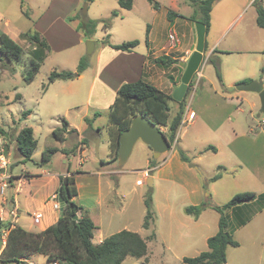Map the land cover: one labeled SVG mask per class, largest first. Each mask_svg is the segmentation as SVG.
I'll return each mask as SVG.
<instances>
[{
  "label": "crops",
  "instance_id": "1",
  "mask_svg": "<svg viewBox=\"0 0 264 264\" xmlns=\"http://www.w3.org/2000/svg\"><path fill=\"white\" fill-rule=\"evenodd\" d=\"M68 1L61 0V3ZM70 1L79 4L81 0ZM224 1L226 0L216 2L211 14V27L206 35L208 49L204 53V61L209 67L206 73H203L200 86L195 88L191 85L188 88L189 95L185 102L184 114L187 111L194 112L193 122L187 126L179 127L178 148L171 149L163 155L159 159L160 164L157 167H149V160L153 157L151 156L146 162L147 168L139 170L143 176L137 179L138 186H143L145 181L152 177L162 186L170 185L179 188L185 200V202L183 200L180 202L176 192L172 194L170 190L164 189L163 196L167 205L161 225H153L154 220L149 229H144L146 233H138L147 239L148 262L157 257V254L164 258L174 255L183 261L184 258H193L208 250V239L216 235L219 230L220 214L213 207L226 204L220 200L222 191L216 186L218 183H221L222 188L225 189L224 197L228 199L227 201L239 193L256 194L255 200L227 211L231 231L234 239L239 243L238 248H228L227 264H247V258L235 250H241L244 244H264V217L258 221L260 216H264V127L260 124V118L257 115L260 113V99L255 93L240 92L236 89L238 84L251 81H261L264 84V29L257 25V12L253 0H232L231 4H242L239 15L222 27H215L213 25L215 7ZM157 2L160 5L159 10L152 9L151 12L154 16L164 15L167 23L160 33H156L152 27H148L146 48L140 50L137 47L132 52H123L104 45L100 50L97 76L84 94L85 102L90 105L92 110L103 111L108 116L109 108L115 102L119 88L140 79L169 96L173 95L174 87L181 84L184 73L181 64L189 60L196 44L194 22L189 20L194 9L184 0H157ZM135 7L136 0H133L131 10H122L130 12ZM230 7L229 3L224 2L220 17L224 16ZM170 11L179 16L173 15L169 20L168 13ZM25 13L28 14V17ZM22 16L23 19L17 15L6 17L0 8V17H4V20L0 21V31L18 44L26 42L22 38L25 33L38 32L47 40L51 50L52 38L58 33L55 31L57 24L66 27L69 15L59 17L55 14L54 7H48L43 16L37 19L32 18L23 9ZM245 17L250 18L248 24L243 23ZM44 20L47 21L46 25L42 23ZM171 31L177 34L180 41L175 48L169 44L168 36ZM229 31L230 33L234 31V34L230 36ZM76 34L81 41L83 34L78 32ZM209 37H211L210 42L208 41ZM211 56L217 58L220 63L224 87L217 79L215 67L208 61ZM165 58L171 59L172 63L159 65L154 62L156 59ZM74 79L64 81L70 84L61 85V87L64 89L74 88L72 83ZM75 100L72 96H68L62 98L59 104L76 108L78 102ZM171 102L174 101L169 102L170 119L179 110L178 103L174 102L173 106ZM97 113H94V120L99 117H95ZM23 128L15 130L14 134L12 131L4 130L5 144L9 148L8 159L11 162V157L14 156L15 162H11L5 174L0 176V221L12 228L18 226L31 233H41L59 220L60 209L55 198L60 188L61 177L75 174L77 185L79 176L92 174V172L83 171L80 168H76L73 172L70 157L78 153L81 156L84 155L90 147V142L98 140L101 143L102 130L98 127L92 129L91 140L82 138L70 149H65L62 146L57 148L59 150L57 153L61 152L66 156L62 162L68 165L67 170L64 168L54 170L52 167L46 169L45 166H42L38 172L22 170L21 173H14L15 164L26 163L17 154L14 142ZM107 129L108 123L105 126L106 132ZM160 129L163 132L166 131V129ZM69 130H72L71 127ZM177 138L176 141H178ZM208 147H214L216 151H207ZM180 151L186 153L187 156L194 155V158L190 159L189 163L184 162L181 159ZM34 156L35 154H33ZM108 159L109 155L107 159L99 160L102 169L95 168L93 186L98 191L95 206L84 208L97 227L93 238L95 245L101 244L106 238L116 233L124 230L130 231L125 228L117 232L103 233L102 223L95 222V217L98 216L97 211H100L101 215H105L110 209H119V207L120 214L125 211L121 201L120 205L114 208L112 200L106 201L103 198V179L106 176L114 177L116 173L114 170H103V168L118 164H101V160ZM52 160L46 166L51 165ZM80 166H84L83 159L80 161ZM219 167H222L221 179L209 182L217 174ZM236 182L237 186L240 185L243 190H230V187H234L233 184ZM3 183L7 187H4ZM205 183H207V188H205ZM106 187L108 191H115L119 199L122 196V199L125 200L124 194L115 190L109 181L106 182ZM208 192L211 194H207ZM79 196L78 189V196L74 199L76 203ZM205 202H208L210 207L204 210L198 219L185 213L186 207L198 206ZM14 212H17L16 215ZM36 214L41 215L39 223H35ZM152 234L155 235L153 239L151 238ZM6 236V230L0 233V253L5 247ZM231 255H233V260L237 256L239 260L231 261ZM36 261L34 258L25 263L36 264ZM259 264H264V260H261Z\"/></svg>",
  "mask_w": 264,
  "mask_h": 264
},
{
  "label": "rangeland",
  "instance_id": "2",
  "mask_svg": "<svg viewBox=\"0 0 264 264\" xmlns=\"http://www.w3.org/2000/svg\"><path fill=\"white\" fill-rule=\"evenodd\" d=\"M119 0H95L93 3H88L85 0H81L79 4L75 1H68L61 3V0H0V8L3 10L6 17L17 15L22 16V9L30 14L34 19L42 17L48 7H54L55 14L59 17L69 15L66 21L67 26L63 27L60 24L56 26L58 31L52 38V45L50 53L43 63L40 73L36 76L35 80L28 84L24 81L22 71L25 69L24 63H8L0 64V131L13 132L23 127H31L35 132V137L38 141V148L35 151V156L29 162L24 164H15L14 173H21L22 170L28 172H38L42 161V152L47 148H72L77 141L82 138H88L91 140L92 129L100 128L101 131V143L90 142V147L84 153H79L70 157L74 172L76 168H80L83 171H89L92 174H83L78 178V189L80 196L77 198V204L83 208H92L95 206V201L98 196V191L93 186V179H95V168H100L99 160L107 159L109 155L108 148V132L105 130V126L108 123V116L103 111H94L90 105L85 102V91L90 87L92 82L97 76L98 69V57L100 50L104 45H107L106 40H109L111 44H122L124 42L139 41L138 49L142 50L146 48L147 29L153 28L156 33H160L166 27L167 20L164 15L152 14L153 6L148 0H136V7L130 12L123 11L118 4ZM187 5H191L189 0H184ZM224 2L229 3L231 7L226 14L220 17V11ZM220 2L214 10L213 25L215 27H222L224 24L235 19L239 15V10L242 6L241 3H232V0H226ZM61 3V4H60ZM87 4V8H86ZM76 9V10H75ZM86 11V18H83V13ZM118 12L119 16L112 20V27L105 34L103 26L100 24L97 28L95 35L88 37L84 34L79 26L83 24L86 19L101 20L107 19L111 16L112 12ZM4 20V17H0V21ZM250 18L245 17L244 24H248ZM44 25L47 21H42ZM76 32L82 33L83 38L80 41ZM230 33V31H229ZM234 34V31L230 33V36ZM208 41H211L209 37ZM94 48L91 54L88 53V48ZM20 45L24 49V60L28 63L32 57V46L26 41L20 42ZM86 57L88 59L87 70L79 77H75L72 89H64L61 85H69L64 81L54 82L55 84H48V77L52 71H70L74 75L77 74L80 60ZM209 65L205 64L203 73L207 71ZM3 72H1L2 70ZM46 87V89L44 88ZM22 96L21 100L16 99V95ZM72 96L78 102V107L69 108L61 106L59 101L62 98ZM171 105H175L171 102ZM31 111V115L26 117L24 113ZM98 112L99 117L94 120V113ZM260 121L264 120V115L258 113ZM62 119H66L70 124L74 133L67 135L66 142L62 145L53 137V131L61 126ZM86 119H89L91 123H88ZM3 134V133H2ZM179 135L175 143L172 145V149H175L179 143ZM178 148V147H177ZM7 149V148H6ZM76 148L73 150L75 152ZM9 151V149H8ZM98 154V157H97ZM153 156V152L143 142L139 141L130 158L123 166H110L103 168V170H114L115 176H106L103 179V198L112 200L114 202V208L118 207L120 201L124 204L125 211L121 214L119 209L108 210L104 215H101L100 211H97L98 216L95 217L96 223H102L103 233L117 232L119 230H127L146 233L143 228L144 218L146 215V208L144 205V197L150 189H152L153 197V211L156 219L153 225H161V219L163 218L164 211L166 210V201L163 196V191L170 190L172 194L176 192V196L180 202L184 200L181 190L174 188L170 185L162 186L159 181L153 180V187L150 188L147 185V181L143 186H138L136 181L143 176V173L139 170L147 168V160ZM194 156V155H193ZM192 155H188L190 159H193ZM66 156L64 154L57 153L51 165L45 166L46 169L52 167L54 170L64 168L67 170L68 165L63 164ZM83 159V167L80 166V161ZM11 162H15L14 156L11 157ZM97 165V166H96ZM102 169V168H100ZM109 181L112 187L124 194L125 200L116 196L115 191H108L106 182ZM234 187H230V190H243L237 182L233 184ZM222 191V202L227 203L228 199L224 197V190L221 183L216 184ZM207 194H211L208 192ZM210 200V198H208ZM179 211V207H178ZM118 212V213H117ZM100 214V215H99ZM264 216L258 218L261 219ZM98 233V232H97ZM96 233V236L98 235ZM237 253H241L247 258V264H259L261 260H264V244L255 243L254 245L244 244L241 250H235ZM36 264H47V259L44 256H36ZM238 261L239 257H235ZM231 255V261L233 260ZM182 259L174 255L164 258L157 254V257L148 262V259H135L127 258L123 264H181Z\"/></svg>",
  "mask_w": 264,
  "mask_h": 264
},
{
  "label": "trees",
  "instance_id": "3",
  "mask_svg": "<svg viewBox=\"0 0 264 264\" xmlns=\"http://www.w3.org/2000/svg\"><path fill=\"white\" fill-rule=\"evenodd\" d=\"M93 3L95 0H85ZM155 10H159L160 5L157 0H148ZM218 0H189L194 9L190 17L191 22H201L206 26L207 34L211 27V14ZM119 7L124 10H131L133 0H119ZM257 12V25L264 29V7L260 3H254ZM28 17V14L25 13ZM179 16L174 12L168 13L169 20L172 16ZM119 16L118 12H112L107 19L91 20L86 19L79 28L84 34L91 37L96 34L98 26L101 24L108 35L112 27V20ZM109 38V35L107 36ZM22 38L32 46V57L28 63L24 60L23 47L12 40L7 34L0 31V63H24L25 69L22 72L24 81L32 83L39 74L41 67L48 56L50 45L45 38L38 32H27ZM107 45L112 49L132 52L139 45V41L124 42L119 45H112L106 40ZM208 49L206 41L205 51ZM209 63L215 67L216 76L219 83L223 85V77L220 70V63L217 58L211 56ZM155 64L172 63L171 59H156ZM88 68V59L86 57L80 60L77 74L81 76ZM264 73V70H263ZM75 75L70 71L54 70L48 77V84L56 81L73 80ZM191 83L189 85V88ZM46 89V87H44ZM189 95V89L184 100L178 103L179 110L176 115L170 119V101L176 102L172 96L166 95L153 85L140 79L133 83L122 85L117 91L115 102L109 108L108 112V148L109 159L101 160L102 165L118 163V150L120 147L121 134L130 128L133 118L142 115L151 123L159 128L166 129L164 134L173 145L177 138L182 117L185 110V102ZM21 96L16 95L19 100ZM31 111H26V117L31 115ZM99 114H95L98 117ZM91 123L89 119H86ZM69 123L62 119L61 127L53 131V137L63 143L67 135L74 133L75 130H69ZM1 133L4 132L0 131ZM17 154L23 159V162H29L37 149L38 142L34 137V131L31 127H24L14 140ZM8 152V146H6ZM150 148V147H149ZM151 149V148H150ZM207 151L215 152L214 147L206 148ZM152 151V149H151ZM59 152L57 148H47L42 153L41 166L48 165L52 157ZM182 161L189 163L190 158L180 151ZM160 164L159 160L153 157L149 160V167L155 168ZM221 169L219 167L209 182H215L221 179ZM60 188L56 194V202L60 209L58 222L41 233H31L21 227H10L0 221V233L7 231L6 244L0 253V264H26V261L33 260L36 256H44L50 264H123L129 257L135 259L147 260L148 245L147 239L131 231H121L108 238L101 244L93 243L94 232L97 229L88 212L74 200L78 196L75 174L61 177ZM207 188V183H205ZM61 196V200L59 199ZM256 199L255 193H239L234 195L226 204L214 206L213 209L220 214L219 230L216 235L210 237L207 241L208 250L193 258H184L182 264H227L228 248H238L239 243L234 239L230 228V222L227 217V211L233 207L249 203ZM146 215L143 228L149 229L155 220L153 211L152 189L144 197ZM210 207L208 202L198 206H189L185 208V213L198 219L201 213ZM78 215L79 220L73 219ZM151 238H155L152 234Z\"/></svg>",
  "mask_w": 264,
  "mask_h": 264
},
{
  "label": "water",
  "instance_id": "4",
  "mask_svg": "<svg viewBox=\"0 0 264 264\" xmlns=\"http://www.w3.org/2000/svg\"><path fill=\"white\" fill-rule=\"evenodd\" d=\"M87 8V4H86ZM86 11L83 13V18H86ZM196 44L192 49V55L186 63L181 64L184 69L182 75L181 84L174 87V93L172 98L181 103L188 91L189 85L198 71L202 63L204 62L205 44H206V26L201 22H194ZM88 48V53L91 54L94 48ZM75 74V77H78ZM236 89L240 92L255 93L260 99V114L264 115V84L261 81H251L249 83H240L236 86ZM141 141L152 149L153 158L159 160L163 155L168 153L172 149V145L164 132L155 124L151 123L144 116L139 115L133 118L129 129L124 131L120 137V147L118 150V165L123 166L130 158L136 144ZM99 144V142H98ZM98 155V154H97ZM4 173V171H1ZM147 185L153 187V179L149 177ZM60 201L61 196H59ZM73 219L78 221V215H74Z\"/></svg>",
  "mask_w": 264,
  "mask_h": 264
},
{
  "label": "built area",
  "instance_id": "5",
  "mask_svg": "<svg viewBox=\"0 0 264 264\" xmlns=\"http://www.w3.org/2000/svg\"><path fill=\"white\" fill-rule=\"evenodd\" d=\"M257 2L260 3L262 6H264V0H253V3H257ZM168 38H169V44L171 47L175 48L179 45V43H180L179 38L174 31H171L169 33ZM204 66H205V61L202 63V65L200 66L198 71L195 73V75L191 81V85L194 86L195 88H198L201 84V81L203 79ZM194 118H195V113L187 111L182 117V121H181L180 126L184 127V126L189 125L190 123L193 122ZM260 124L264 127V120L260 121ZM10 165H11V162L7 156L5 139H4L3 134L0 132V176L5 174V171L9 168ZM1 171H4V173H2ZM3 186L7 187V185L5 183H3ZM16 213L17 212H14L15 215H16ZM40 219H41V215L36 214L35 215V223H39ZM28 264H35V263L28 262Z\"/></svg>",
  "mask_w": 264,
  "mask_h": 264
}]
</instances>
